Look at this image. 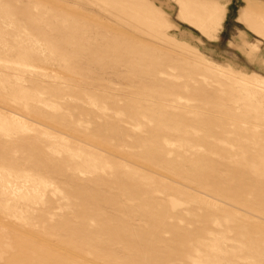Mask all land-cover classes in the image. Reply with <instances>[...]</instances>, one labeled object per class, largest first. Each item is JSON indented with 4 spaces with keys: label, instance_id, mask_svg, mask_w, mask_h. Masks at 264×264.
Listing matches in <instances>:
<instances>
[{
    "label": "rangeland",
    "instance_id": "1",
    "mask_svg": "<svg viewBox=\"0 0 264 264\" xmlns=\"http://www.w3.org/2000/svg\"><path fill=\"white\" fill-rule=\"evenodd\" d=\"M243 4L0 0V264H264Z\"/></svg>",
    "mask_w": 264,
    "mask_h": 264
},
{
    "label": "crops",
    "instance_id": "2",
    "mask_svg": "<svg viewBox=\"0 0 264 264\" xmlns=\"http://www.w3.org/2000/svg\"><path fill=\"white\" fill-rule=\"evenodd\" d=\"M250 4L249 9L245 10ZM225 12L227 4H224ZM255 8V9H254ZM225 12H220L219 15L215 16V26L220 27L225 16ZM224 14V16H223ZM261 16L264 19V0H244V4L240 6L236 18L243 23H247L253 28L258 34L264 36V20H261ZM223 17V18H222ZM217 27V28H218ZM211 33V32H210ZM255 45H245L241 47L243 52L250 55Z\"/></svg>",
    "mask_w": 264,
    "mask_h": 264
}]
</instances>
